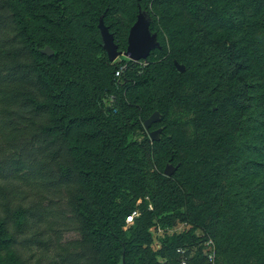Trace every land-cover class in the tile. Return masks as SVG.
Wrapping results in <instances>:
<instances>
[{
    "label": "trees",
    "instance_id": "1",
    "mask_svg": "<svg viewBox=\"0 0 264 264\" xmlns=\"http://www.w3.org/2000/svg\"><path fill=\"white\" fill-rule=\"evenodd\" d=\"M125 6L134 13L110 22ZM138 13L162 47L146 65L100 57V19L126 50ZM260 29L264 0H0V264H33L34 246L55 251L50 264H180V248L189 264H264ZM155 111L156 141L144 131ZM168 163L180 164L171 176ZM63 194L67 209L53 211ZM56 224L80 237L61 244Z\"/></svg>",
    "mask_w": 264,
    "mask_h": 264
},
{
    "label": "rangeland",
    "instance_id": "2",
    "mask_svg": "<svg viewBox=\"0 0 264 264\" xmlns=\"http://www.w3.org/2000/svg\"><path fill=\"white\" fill-rule=\"evenodd\" d=\"M125 3H126V0H124ZM235 7L233 8H230V10L234 9ZM140 12V11H139ZM134 13V9H128L126 6L125 8L123 9V11L118 14V15H114L112 16V18L110 19V22H113L115 20H118L122 17H129L131 16L132 14ZM140 14L138 13V16H137V20L139 18ZM102 19H100L101 21ZM136 20V21H137ZM135 21V22H136ZM100 24V23H99ZM108 25V24H107ZM111 26V25H110ZM132 27V26H131ZM130 27V28H131ZM130 28L128 29V31L130 30ZM163 28V27H162ZM163 31L165 32V29H163ZM153 34L156 36V40H157V47H162V44H161V41L160 39L164 36H161L159 38V33L156 31L153 32ZM256 36H254L255 40H251L250 42L253 43L252 45H256V49L259 51V52H263L264 53V31L262 29L258 30L257 33L255 32ZM100 37H101V41H102V44H103V38H102V34H101V31H100ZM227 34L224 35V39L227 38ZM235 36H231V39L229 40V44L234 40V39H237V38H234ZM239 37V36H238ZM165 38V37H164ZM247 38L248 39H251V36L250 34L247 35ZM166 39V38H165ZM211 41L216 43V44H219V39L218 38H211ZM106 51V49H105ZM105 51H101L99 56L102 57L103 55L107 54V51L105 53ZM119 51V54H118V57L112 61V63L114 64H118L119 62L123 61V60H128L127 58V55H126V50H118ZM108 55V54H107ZM177 61V60H175ZM179 62V61H178ZM183 64V63H181ZM185 66V70H186V65L183 64ZM166 81V80H164ZM164 84V83H163ZM164 87V86H162ZM191 115L187 114L183 109H175L173 112H172V115H170V120H172V124H174V127L177 128V129H180V128H183V130H186L187 133H190L191 132V124H190V120H191ZM153 128H158L157 124H155ZM147 134V136L150 138L149 134H148V131L145 129L144 130ZM151 140V139H150ZM249 158L250 159H258L259 157L257 155H250L249 154H246V155H243L241 157V159H247ZM259 161H261L262 163H264V160H260L258 159ZM252 163V162H250ZM28 188V187H26ZM37 191L34 190V197L37 196ZM54 205L52 206L49 202V200H44L43 201V205H48L50 204V207L52 208L53 211H61V210H65V208L67 209V201L65 199V195L63 194L62 195V199L59 196H54ZM0 201H2V197H1V193H0ZM138 204V203H137ZM138 208V207H137ZM0 209H1V205H0ZM139 211V209H136ZM140 212V211H139ZM48 219H50L51 221L53 220V217H49ZM51 221H47L48 223H50ZM127 221V220H126ZM186 223L182 222L179 224V228L180 229H185L186 226H185ZM130 225H132V223H129L127 222V225L124 227L125 229H127ZM208 227H202L203 229L202 230H206L210 235H211V230H213L212 226H211V222H209V224H207ZM42 226L45 228V227H50L49 225H47V223H42ZM61 226H58L57 224L55 225V228H59L58 230H61L60 229ZM187 228H190L189 225H187ZM201 229V228H200ZM198 229L197 230V233L199 234V237H204L205 234L204 232H202V230ZM34 231V229L32 228V232ZM169 231H174V230H169ZM50 233H54L53 235H55L56 233L54 231H50ZM60 242L61 244H65L67 242H70V241H73L75 239H78L80 237V234L78 231L74 230V229H69V230H61L60 232ZM155 238H154V241L155 243H159V244H162L163 243V240H164V237L166 235V231L160 229V228H157V231H155ZM210 240V239H209ZM212 240V239H211ZM208 241V240H207ZM198 248V245L197 244H194L193 246L191 247H187L188 249V253H194ZM27 255L31 256V262L33 264H37L39 261L43 264H50L53 262V258H54V255H55V251H49V250H45L43 248H38L36 246L30 248L27 250Z\"/></svg>",
    "mask_w": 264,
    "mask_h": 264
},
{
    "label": "water",
    "instance_id": "3",
    "mask_svg": "<svg viewBox=\"0 0 264 264\" xmlns=\"http://www.w3.org/2000/svg\"><path fill=\"white\" fill-rule=\"evenodd\" d=\"M99 28L103 38V46L108 53V57L111 61H114L119 54V45L115 41L114 34L110 31L109 26L105 23L104 20H101ZM156 36L148 30V25L144 16L140 15L138 20L132 25L128 35V47L126 51L127 57L132 60L147 61V56L151 50L157 46ZM41 52L53 56L55 51L54 49L47 45L41 49ZM175 65L178 70L183 72L185 71V66L178 61H175ZM161 119V114L159 111L153 112L150 117L144 121V126L148 131V134L152 140H159L160 134L163 131L162 127H159L155 130L150 131L151 126L154 123H157ZM180 164L174 165L168 163L165 167L164 173L167 176H171L178 169Z\"/></svg>",
    "mask_w": 264,
    "mask_h": 264
},
{
    "label": "built area",
    "instance_id": "4",
    "mask_svg": "<svg viewBox=\"0 0 264 264\" xmlns=\"http://www.w3.org/2000/svg\"><path fill=\"white\" fill-rule=\"evenodd\" d=\"M127 58L129 60H132L129 57H127ZM133 61H136V60H133ZM139 62H142L143 65L147 64V61H145V60H140ZM126 67H127L126 63L122 64L120 69L116 72V75L120 76L121 73L126 69ZM150 208H152V206H150ZM139 215H140V212L138 210L133 211L132 214H130L127 217V222L133 223L134 222V218L139 216ZM205 245H206L205 254L207 255L209 261L214 262L215 259H216V246H215L214 241L210 239V240L206 241ZM178 251L183 254V259L180 262V264H189L188 263V256L185 255L186 250L183 249V248H180Z\"/></svg>",
    "mask_w": 264,
    "mask_h": 264
},
{
    "label": "flooded vegetation",
    "instance_id": "5",
    "mask_svg": "<svg viewBox=\"0 0 264 264\" xmlns=\"http://www.w3.org/2000/svg\"><path fill=\"white\" fill-rule=\"evenodd\" d=\"M152 126H153V125H152ZM152 126H151V128H150V131L157 129V128H153V129H152ZM158 128H159V127H158Z\"/></svg>",
    "mask_w": 264,
    "mask_h": 264
}]
</instances>
